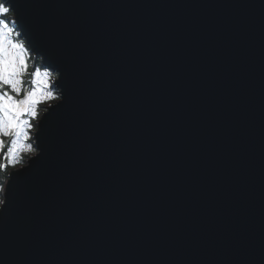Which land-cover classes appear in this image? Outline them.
<instances>
[{"label":"water","instance_id":"1","mask_svg":"<svg viewBox=\"0 0 264 264\" xmlns=\"http://www.w3.org/2000/svg\"><path fill=\"white\" fill-rule=\"evenodd\" d=\"M18 3L62 100L0 264H264V0Z\"/></svg>","mask_w":264,"mask_h":264},{"label":"snow or ice","instance_id":"2","mask_svg":"<svg viewBox=\"0 0 264 264\" xmlns=\"http://www.w3.org/2000/svg\"><path fill=\"white\" fill-rule=\"evenodd\" d=\"M31 43L18 0H0V170L14 166L20 151H36L28 141L39 106L51 107V101L62 100L53 89L61 71L54 65L42 66L43 57L42 64H36V49L27 46ZM11 187V182L0 184V212L7 210Z\"/></svg>","mask_w":264,"mask_h":264},{"label":"rangeland","instance_id":"3","mask_svg":"<svg viewBox=\"0 0 264 264\" xmlns=\"http://www.w3.org/2000/svg\"><path fill=\"white\" fill-rule=\"evenodd\" d=\"M10 16H11V14H10ZM28 46V45H27ZM29 47V46H28ZM41 59V58H40ZM39 58H37L36 56H35V54L33 53V60L35 61V63L36 64H38V65H41L42 64V62H41V60H40ZM43 66V65H42ZM55 88V90L56 91H58L57 90V88H56V86H55V81H54V83H53V89ZM58 95H60V93H59V91H58ZM57 100H54V101H52L51 102V105L52 104H54L55 102H56ZM46 106H49V104H47ZM44 108V107H43ZM46 107L44 108V110L46 111ZM42 116V115H41ZM41 116L39 115V119L38 120H33L32 122H33V124L34 123H37L38 124V122H39V120L41 119ZM35 125V124H34ZM37 126L36 127H34L32 130H31V137H32V139L30 140V141H28V143H31L32 145H33V148H35L36 149V151L35 152H33V153H31V154H28V151H20L18 154H17V157H16V163H15V165L14 166H9L6 170H0V177H4V171L6 172V171H9L10 169L11 170H14V169H18V168H20V167H22V166H24V165H26L27 163H28V161H29V159L32 157V156H34V155H36L37 154V152H38V149L36 148V142H35V134H36V131H37ZM10 170V171H11ZM7 173V172H6ZM9 178V177H8ZM6 183V182H5ZM0 184H2V183H0ZM5 185V184H4Z\"/></svg>","mask_w":264,"mask_h":264},{"label":"trees","instance_id":"4","mask_svg":"<svg viewBox=\"0 0 264 264\" xmlns=\"http://www.w3.org/2000/svg\"><path fill=\"white\" fill-rule=\"evenodd\" d=\"M26 79H27V77H26ZM54 91L58 94V91H56L55 88H54ZM46 105L47 104H42V105L39 106L38 112H39V115L40 116L45 112L44 108L47 107ZM34 124L37 126V123H34ZM31 153H33V152H28V154H31ZM10 170L9 171H6L7 173L4 171V177H0V183L5 184V182L7 181L8 177H9L10 172L12 171V170L11 171Z\"/></svg>","mask_w":264,"mask_h":264}]
</instances>
